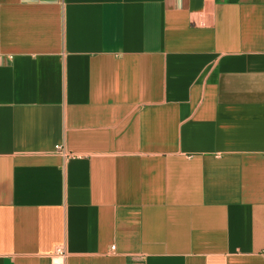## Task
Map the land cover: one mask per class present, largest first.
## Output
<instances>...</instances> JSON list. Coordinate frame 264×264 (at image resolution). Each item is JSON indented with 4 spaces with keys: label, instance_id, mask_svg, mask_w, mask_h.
<instances>
[{
    "label": "crops",
    "instance_id": "0c3cea01",
    "mask_svg": "<svg viewBox=\"0 0 264 264\" xmlns=\"http://www.w3.org/2000/svg\"><path fill=\"white\" fill-rule=\"evenodd\" d=\"M59 249L264 264V0H0V264Z\"/></svg>",
    "mask_w": 264,
    "mask_h": 264
},
{
    "label": "built area",
    "instance_id": "2783aa9c",
    "mask_svg": "<svg viewBox=\"0 0 264 264\" xmlns=\"http://www.w3.org/2000/svg\"><path fill=\"white\" fill-rule=\"evenodd\" d=\"M56 151L60 153L63 156H67V154L64 152V150L61 147H57ZM264 253V252H263ZM64 257L65 253L63 250L59 249L56 253V259L53 262V264H64Z\"/></svg>",
    "mask_w": 264,
    "mask_h": 264
}]
</instances>
